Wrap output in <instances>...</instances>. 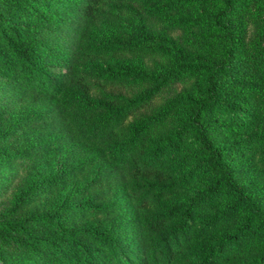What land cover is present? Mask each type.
Listing matches in <instances>:
<instances>
[{
  "label": "trees",
  "instance_id": "16d2710c",
  "mask_svg": "<svg viewBox=\"0 0 264 264\" xmlns=\"http://www.w3.org/2000/svg\"><path fill=\"white\" fill-rule=\"evenodd\" d=\"M6 2L30 8L24 21L0 18V118L8 123L2 141L27 162L42 157L49 145L76 141L104 147L115 163L53 212L9 219L0 210V245L31 254V260H19L0 252V264H264V198L242 182L228 151L232 144L221 137L238 124L241 106L253 109V116L260 113L250 85L235 75L230 61L239 45L233 21L225 18L232 6L214 16L227 34L226 57L208 73L204 97L194 101L179 96L169 77L166 89L153 72L97 63L131 52L167 53L135 21L140 13L162 10L154 0ZM97 26L117 30L122 38L101 37ZM257 47L251 56L264 62V41ZM194 66L200 67L185 65ZM26 103L33 108L25 110ZM183 104L191 107L186 120L177 113ZM88 169L72 144L61 166L26 191L54 192ZM195 171L210 177L209 188L169 204L166 199L185 190ZM118 188L131 198L133 221L123 223L128 205L110 198ZM52 224L70 241L37 232Z\"/></svg>",
  "mask_w": 264,
  "mask_h": 264
},
{
  "label": "rangeland",
  "instance_id": "374dc122",
  "mask_svg": "<svg viewBox=\"0 0 264 264\" xmlns=\"http://www.w3.org/2000/svg\"><path fill=\"white\" fill-rule=\"evenodd\" d=\"M154 1L155 5H162V10L140 13L139 19L135 21L139 20L138 22L143 24L151 35L160 39V44H165L167 53L148 56L131 52L100 59L97 63L111 68L130 64L147 72H153L158 75L157 80H164L161 85L166 89H169V85H166L165 79L169 77V80L177 85L179 96L190 97L194 101L201 100L204 97V81L208 73L225 59L226 47L228 49L226 31L216 24L214 16L219 11L232 6L225 14V18L233 21L239 45L235 48V55L230 61L234 66L235 75L242 77L250 85L251 93L258 99L260 113L253 116V109L241 106L238 124L228 127L221 137L225 144H232L228 151L231 153L232 166L240 174L242 182L250 188L255 187L254 191L257 195L264 198V62L251 56L257 51L258 44L264 41V0ZM29 8L30 5L23 4L12 7L6 0H0V18L6 22L24 21L26 10ZM96 32L106 39L122 38L117 30L107 26H97ZM0 51H4V46L0 45ZM196 64L200 67L194 66V69L185 67ZM59 101L62 110L66 112L65 100L60 96ZM24 108L31 110L33 105L26 103ZM190 108L187 104H183L177 107V113L186 120L190 115ZM202 119L203 117L200 120ZM3 120L0 118V210L9 219L34 212H53L64 198L71 196L72 192L78 190L99 170L115 163L104 147L76 141L49 145L42 157H36L29 162L17 159L13 155L15 149L11 143L2 141V132L8 125ZM40 138L43 139L44 136L41 135ZM72 144L79 147L81 156L89 162L87 173L78 180L63 181L54 192L26 191L33 180L47 178L61 166ZM187 172L191 174L190 168ZM119 174L125 182L128 181L123 172ZM210 184L211 179L206 173L195 171L190 185L185 190L173 194L166 201L169 204H176L183 199L194 198L209 188ZM91 194L89 192L82 198L86 199ZM112 197L129 207L124 211L125 214L121 215V221L123 223L133 221L136 215L132 212V201L127 192L121 191L120 188L114 189L110 198ZM91 220L97 222L95 219ZM37 229L41 236L70 241L69 237L61 234L60 226L57 224L40 226ZM0 252L14 259L31 260L29 250L9 252L0 245Z\"/></svg>",
  "mask_w": 264,
  "mask_h": 264
}]
</instances>
